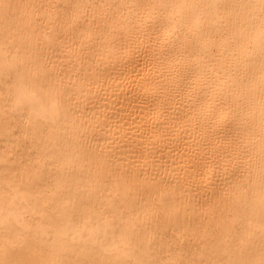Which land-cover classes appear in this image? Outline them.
<instances>
[{
	"label": "bare ground",
	"instance_id": "6f19581e",
	"mask_svg": "<svg viewBox=\"0 0 264 264\" xmlns=\"http://www.w3.org/2000/svg\"><path fill=\"white\" fill-rule=\"evenodd\" d=\"M0 264H264V0H0Z\"/></svg>",
	"mask_w": 264,
	"mask_h": 264
}]
</instances>
